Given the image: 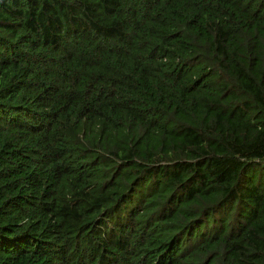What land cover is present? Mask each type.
<instances>
[{"label": "trees", "instance_id": "obj_1", "mask_svg": "<svg viewBox=\"0 0 264 264\" xmlns=\"http://www.w3.org/2000/svg\"><path fill=\"white\" fill-rule=\"evenodd\" d=\"M0 264H264V0H0Z\"/></svg>", "mask_w": 264, "mask_h": 264}]
</instances>
